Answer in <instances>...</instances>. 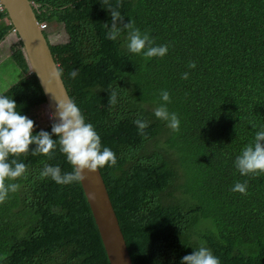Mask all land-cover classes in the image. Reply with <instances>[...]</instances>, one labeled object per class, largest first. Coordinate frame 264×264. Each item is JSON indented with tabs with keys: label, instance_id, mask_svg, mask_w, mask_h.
Segmentation results:
<instances>
[{
	"label": "trees",
	"instance_id": "1",
	"mask_svg": "<svg viewBox=\"0 0 264 264\" xmlns=\"http://www.w3.org/2000/svg\"><path fill=\"white\" fill-rule=\"evenodd\" d=\"M31 1L39 25L63 27L67 41L49 45L52 59L68 97L115 154V165L98 170L132 264H180L201 246L220 264H264V173L241 176L234 167L264 128V0ZM117 5L121 36L112 41L105 24ZM129 20L167 53H130ZM12 29L2 11L0 44ZM24 59L18 41L1 64L19 71L1 94L21 114L45 102ZM162 103L177 130L153 116ZM138 118L147 123L142 134ZM33 147L15 157L25 171L6 180L17 188L0 201V264H108L80 183L40 176L46 164L72 170L58 143L50 155ZM245 181L246 194L231 191Z\"/></svg>",
	"mask_w": 264,
	"mask_h": 264
},
{
	"label": "clouds",
	"instance_id": "2",
	"mask_svg": "<svg viewBox=\"0 0 264 264\" xmlns=\"http://www.w3.org/2000/svg\"><path fill=\"white\" fill-rule=\"evenodd\" d=\"M118 7L119 5L116 9L108 10L111 26L105 24L106 38L112 41L121 36V28L117 26V21H122L123 18ZM123 27L128 29L125 46L130 53L145 57H163L167 53V45L154 46L149 34L141 33L133 26L131 20ZM12 33L16 36L13 29ZM47 42L52 45L49 39ZM188 67L194 68L195 64L189 63ZM61 71V69H55L52 73L53 78H58ZM69 75L74 78L77 70H72ZM187 77V72L181 76L182 79ZM160 99L168 102V92L161 91ZM115 101L116 94L113 92L110 102L115 103ZM54 111L56 122L51 124L50 132L41 130L33 134V121L20 113L10 96L0 94V201H3L9 192L16 191L17 185L6 183V180H12L24 173L26 165L15 157L29 153V145L34 146L30 151L33 155L37 153L50 155L56 150L58 143L59 151L64 155L66 162L72 166V170L62 173L58 165L46 164L40 176L48 177L59 185L82 182L85 179L83 174L85 171L93 173L98 168L112 167L116 164L115 154L109 147L101 145L100 136L93 125L86 122L85 116L72 98L56 100ZM153 116L166 122V126L172 130H177L179 127L177 115L174 112L170 113L164 103L154 109ZM133 123L140 134L147 126L146 121L139 118ZM53 136L56 139H53ZM262 142H264V128L256 131L253 142L245 145L235 157L234 167L241 176L264 173V143ZM10 156L13 158L9 159ZM246 189L247 181L236 182L231 191L243 195L246 194ZM180 264H220V261L207 247L201 246L183 256Z\"/></svg>",
	"mask_w": 264,
	"mask_h": 264
},
{
	"label": "water",
	"instance_id": "3",
	"mask_svg": "<svg viewBox=\"0 0 264 264\" xmlns=\"http://www.w3.org/2000/svg\"><path fill=\"white\" fill-rule=\"evenodd\" d=\"M7 19L15 31L21 45L29 73L35 75L44 95V106L52 122H56V100L68 97L60 78H53L57 65L52 59L49 43L44 38L35 18L29 0H0ZM80 183L83 195L91 211L108 264H132L128 250L120 231L105 185L97 169L93 173H84Z\"/></svg>",
	"mask_w": 264,
	"mask_h": 264
},
{
	"label": "rangeland",
	"instance_id": "4",
	"mask_svg": "<svg viewBox=\"0 0 264 264\" xmlns=\"http://www.w3.org/2000/svg\"><path fill=\"white\" fill-rule=\"evenodd\" d=\"M45 31L52 45L65 43L67 41V36L61 25L50 24ZM10 34L11 35L0 44V94L7 90V88L20 77L19 71L10 62L1 66L3 62L6 63L7 57L11 53V46L18 43L17 37L13 33ZM22 115L33 121V134L52 122V119H50L51 116L44 105L33 108Z\"/></svg>",
	"mask_w": 264,
	"mask_h": 264
},
{
	"label": "built area",
	"instance_id": "5",
	"mask_svg": "<svg viewBox=\"0 0 264 264\" xmlns=\"http://www.w3.org/2000/svg\"><path fill=\"white\" fill-rule=\"evenodd\" d=\"M29 2H30L31 6H32L33 8L36 7L35 4H34L31 0H29ZM2 11H3V7L0 5V13H1ZM39 27H40L41 30H45V29H46L45 24H41Z\"/></svg>",
	"mask_w": 264,
	"mask_h": 264
},
{
	"label": "crops",
	"instance_id": "6",
	"mask_svg": "<svg viewBox=\"0 0 264 264\" xmlns=\"http://www.w3.org/2000/svg\"><path fill=\"white\" fill-rule=\"evenodd\" d=\"M11 35V34H10Z\"/></svg>",
	"mask_w": 264,
	"mask_h": 264
}]
</instances>
